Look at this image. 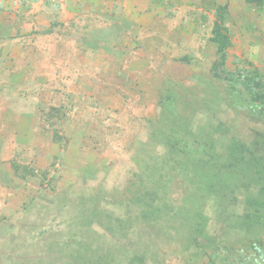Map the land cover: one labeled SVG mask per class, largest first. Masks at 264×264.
Here are the masks:
<instances>
[{
  "label": "rangeland",
  "instance_id": "374dc122",
  "mask_svg": "<svg viewBox=\"0 0 264 264\" xmlns=\"http://www.w3.org/2000/svg\"><path fill=\"white\" fill-rule=\"evenodd\" d=\"M221 6L231 39L227 67L264 75V5L0 0V264H54L59 253L77 259L103 246L107 264H139V256L144 264H202L211 244L233 256L247 237L264 239L260 224H248L257 219L246 217L258 207L264 221V176L246 155L254 142L264 154V119L227 107L209 74ZM173 139L185 152L173 150ZM240 151L244 167L233 169L230 155ZM170 154H220L223 173L233 176L220 217L211 199L199 201L209 242L185 247L187 234L175 222L153 231L155 241L129 233L130 248H112L121 229L114 220L124 218L112 202L142 169L158 162L166 175L175 166ZM183 179H174L169 196L180 198Z\"/></svg>",
  "mask_w": 264,
  "mask_h": 264
},
{
  "label": "trees",
  "instance_id": "16d2710c",
  "mask_svg": "<svg viewBox=\"0 0 264 264\" xmlns=\"http://www.w3.org/2000/svg\"><path fill=\"white\" fill-rule=\"evenodd\" d=\"M246 1L258 6L264 5V0ZM218 10V22L215 21L213 25L211 39L216 46V53L215 60L209 69V74L221 86L227 107L244 109L254 118L262 120L264 119V75L259 74L257 70H231L227 67L226 54L231 47V39L227 28L222 24L226 18L227 9L226 6H221L218 7ZM255 133L263 132L256 131ZM260 136L258 141H262L261 143L264 145V134H260ZM170 142L172 145L175 144L173 150H184V146L177 144L178 140L173 139ZM233 143L237 147V143ZM252 148H255V150L250 151L251 153L246 155H249L250 159L255 163H250L251 165L248 166L251 167L253 164L251 168L254 169V172L264 176V154L258 153V151H261L260 143L254 142ZM241 152L243 151L230 155V159L235 162V165L231 166L233 169L244 167L243 164H239L243 159L241 158L243 155ZM178 155L170 154L171 164L175 166H170L166 175H163L162 169L157 165L159 164L157 161V164L154 163V166L151 167V172H147V169H142L140 174L130 181L129 186L125 187L119 199L116 202H112L115 205L120 204V206L124 207L123 220H114L116 224L121 225V229H118L120 234L117 233V241H114V244L111 241L112 248L116 244L117 247L127 246L130 248L127 241L129 233L134 234L133 238L135 240H139V237L143 234H149L155 241L157 236L154 233L151 234L153 231L157 233V230L167 229L175 222L179 223L187 234L188 240L184 245L185 247H188V244L189 246L196 245L200 247L203 241L209 242L210 239L205 232V222L208 216L204 213V207L200 206L199 201L211 199L214 206H216L215 214L220 217V210H222L220 209V200L235 190L233 176L229 177L228 174L223 173L228 168L225 166L227 163L220 160V154H180L186 157L185 160H181ZM250 159L247 161L251 162ZM194 165L201 168V170L191 168ZM207 168L210 170H204ZM220 169L223 174L220 173ZM210 171L213 172L209 173ZM196 175L199 176L198 180L201 181L193 182L195 179L192 177ZM177 177L184 178L182 194L180 198H172L169 196L170 192L168 190ZM93 211V215H96V217H104L103 214H98V208ZM258 213L261 214V211L257 207L249 215L246 214V217L251 216L254 220L257 219L253 222H248V224H260L259 226L264 229V221H260L261 218ZM188 217H191V220L187 219ZM97 222L100 223V220ZM101 226L107 230L112 228L110 225L101 224ZM175 230V228L170 229V231L174 232ZM247 238L246 242L248 245L245 244L244 248L234 249L232 251L233 256L229 255L228 249H221L220 246H213V244L210 247L203 248L202 254L199 255L200 258L202 257L205 260L202 264H244V261L248 260H250V264H264V239ZM96 244L101 245L98 242ZM147 244L150 245L151 243ZM104 247H100L101 251L96 249L89 254L77 253V259L74 257L61 259V254L59 253L60 255L57 254L53 257V262L54 264H105L106 250ZM238 251H241L240 254ZM139 257L140 259L137 258L138 262L140 261L139 264H144L143 257ZM191 258H194L192 253L189 254V259ZM153 261L156 264L160 263ZM125 264L136 263L133 259L132 261H126Z\"/></svg>",
  "mask_w": 264,
  "mask_h": 264
}]
</instances>
